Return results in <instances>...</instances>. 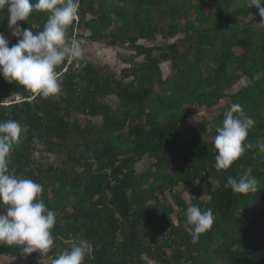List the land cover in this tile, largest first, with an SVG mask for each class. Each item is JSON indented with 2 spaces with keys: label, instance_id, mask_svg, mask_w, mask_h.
Segmentation results:
<instances>
[{
  "label": "trees",
  "instance_id": "obj_1",
  "mask_svg": "<svg viewBox=\"0 0 264 264\" xmlns=\"http://www.w3.org/2000/svg\"><path fill=\"white\" fill-rule=\"evenodd\" d=\"M234 2L79 0L77 39L126 47L142 59L119 76L87 59L81 70L71 64L62 71L65 61L56 68L60 92L48 98L0 75V122L15 120L22 129L7 157L9 169L41 184L39 198L56 214L46 255L0 244L1 254L38 257L42 264L88 241L83 264H264V153L256 145L264 140V18L248 0L233 8ZM49 15L33 11L19 25L39 32ZM7 25L5 9L0 33L11 46L18 37L6 36ZM74 25L66 30L69 42ZM177 33L182 36L172 42H140ZM165 61L171 72L163 77ZM244 76L247 84L228 90ZM14 93L31 99L4 104ZM110 95L117 111L104 100ZM222 101L215 118L204 116L194 133L182 132L180 122L194 105L208 109ZM232 104L255 121L245 141L250 147L227 170H217L212 141ZM146 158L149 165L139 172L136 164ZM248 167L259 181L257 192L224 187ZM197 182L210 185L208 196ZM190 204L213 214L195 243L186 224Z\"/></svg>",
  "mask_w": 264,
  "mask_h": 264
},
{
  "label": "clouds",
  "instance_id": "obj_2",
  "mask_svg": "<svg viewBox=\"0 0 264 264\" xmlns=\"http://www.w3.org/2000/svg\"><path fill=\"white\" fill-rule=\"evenodd\" d=\"M248 4L255 6L264 18V0H248ZM5 9L8 28L18 39L9 46V40L0 33V75L8 83L19 84L42 98L58 94L61 84L56 68L84 54L78 41L66 39L68 26L78 16L79 0H36L35 3L32 0H0V13ZM33 11L50 13L43 30L35 33L18 24V21L28 20ZM260 23L264 24V19ZM254 124L239 104H232L226 111L222 126L216 128L212 141L211 151L215 153L217 170H227L250 147L245 141ZM21 131L15 120L0 122V244L18 245L23 254L39 251L43 256L54 243L51 230L56 224V214L39 198L43 191L41 184L9 169L7 157ZM256 145L264 153V140H257ZM258 184L252 168L248 167L238 178L229 176L224 187L234 194H247L257 192ZM212 186L214 189L213 182ZM185 215L195 243L200 234L212 226V211H202L197 205L190 204ZM90 250V243L81 241L60 253L52 264H83Z\"/></svg>",
  "mask_w": 264,
  "mask_h": 264
},
{
  "label": "rangeland",
  "instance_id": "obj_3",
  "mask_svg": "<svg viewBox=\"0 0 264 264\" xmlns=\"http://www.w3.org/2000/svg\"><path fill=\"white\" fill-rule=\"evenodd\" d=\"M239 1V2H237ZM241 0H235L233 4V8L241 4ZM19 24V21H18ZM87 31L84 32L86 35ZM6 36H11V29L8 28V25L6 26ZM182 33H177L176 35L172 37H168L165 39L158 38L156 41L146 42L145 40H140V42H143L145 44H155V43H163V42H172L176 41L178 37H181ZM83 38V39H82ZM79 39H76L83 48L84 54L79 59H87L88 61L91 60L95 63H99L100 65H103V70H106V73L112 72V74H115L116 76H119V71L123 67L132 66L136 64V62H139L142 57L141 56H135L133 54V51L129 50L126 47H117V46H109L101 42H90L85 39V37H82ZM160 67L162 69V76L166 77L170 74L171 68L169 61H165L160 63ZM112 70V71H111ZM257 75L256 77H258ZM131 77L127 78L126 80H129ZM249 82V78L242 77L237 83H235L232 87H230L228 90L231 92L237 91L242 85H245ZM19 93H14L10 97H6L5 100H8V103H12L14 101H17V96ZM19 96V95H18ZM13 98V99H11ZM31 99V97H29ZM108 101L110 105L115 109L113 111H117V98L114 95L107 96L104 98V100ZM5 102V101H4ZM226 101H222L220 105H217V107L204 109L203 107H199L197 105H194V113L190 114L188 118L180 122V129L185 134H192L195 130L199 127L202 118L205 116L208 119H213L215 116H217L218 112L221 110L222 105L225 104ZM210 110V111H209ZM78 115V114H77ZM84 116L80 115V121L83 122ZM94 120H97V118H94ZM99 120V119H98ZM214 126V124H211ZM35 156L37 158H41L42 161H46L48 163H55L57 162V159L54 161L55 156L52 154L43 153L40 155L39 152H35ZM149 165V159L146 158L143 161H140L136 164V169L141 172ZM198 187L201 188L202 192L205 194L204 196H208V190L210 185L197 182L196 183ZM184 196H190L191 193L189 190L185 187L184 190ZM175 217V215H174ZM175 219V218H174ZM1 254V253H0ZM51 258H47L44 263L42 264H52ZM0 264H41L38 257H34L33 259L28 258L27 256H12V255H5L3 254L2 257H0ZM147 264H157L153 260H148Z\"/></svg>",
  "mask_w": 264,
  "mask_h": 264
},
{
  "label": "built area",
  "instance_id": "obj_4",
  "mask_svg": "<svg viewBox=\"0 0 264 264\" xmlns=\"http://www.w3.org/2000/svg\"><path fill=\"white\" fill-rule=\"evenodd\" d=\"M78 20H79V18L77 16L76 20H74L75 21V25H74L71 41L77 39L75 36H76V32H78V27H77ZM71 64H74L75 68L81 70L84 67V65H85V60L76 59V60L66 61L64 67L62 68V71H65ZM18 95H16V96H17V99H19V100L14 101V102H19V101H22V100H25V99H30L29 97H27V98L24 97L20 93ZM3 103L4 104L8 103V100H5V102H3Z\"/></svg>",
  "mask_w": 264,
  "mask_h": 264
},
{
  "label": "crops",
  "instance_id": "obj_5",
  "mask_svg": "<svg viewBox=\"0 0 264 264\" xmlns=\"http://www.w3.org/2000/svg\"><path fill=\"white\" fill-rule=\"evenodd\" d=\"M82 39H83V38H82ZM90 42H94V41H90ZM127 67H128V66H127ZM121 69H122V68H121ZM121 69H120V70H121ZM2 256H3V254H0V257H2Z\"/></svg>",
  "mask_w": 264,
  "mask_h": 264
},
{
  "label": "bare ground",
  "instance_id": "obj_6",
  "mask_svg": "<svg viewBox=\"0 0 264 264\" xmlns=\"http://www.w3.org/2000/svg\"><path fill=\"white\" fill-rule=\"evenodd\" d=\"M238 37V35H236Z\"/></svg>",
  "mask_w": 264,
  "mask_h": 264
}]
</instances>
